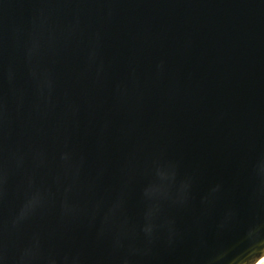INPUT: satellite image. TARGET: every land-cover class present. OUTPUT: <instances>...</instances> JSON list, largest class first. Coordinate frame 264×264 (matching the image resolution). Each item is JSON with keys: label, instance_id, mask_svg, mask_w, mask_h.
<instances>
[{"label": "water", "instance_id": "1", "mask_svg": "<svg viewBox=\"0 0 264 264\" xmlns=\"http://www.w3.org/2000/svg\"><path fill=\"white\" fill-rule=\"evenodd\" d=\"M263 258L264 0H0V264Z\"/></svg>", "mask_w": 264, "mask_h": 264}, {"label": "bare ground", "instance_id": "2", "mask_svg": "<svg viewBox=\"0 0 264 264\" xmlns=\"http://www.w3.org/2000/svg\"><path fill=\"white\" fill-rule=\"evenodd\" d=\"M263 262H264V258L261 261H259L257 264H262Z\"/></svg>", "mask_w": 264, "mask_h": 264}, {"label": "trees", "instance_id": "3", "mask_svg": "<svg viewBox=\"0 0 264 264\" xmlns=\"http://www.w3.org/2000/svg\"><path fill=\"white\" fill-rule=\"evenodd\" d=\"M264 264V263H263Z\"/></svg>", "mask_w": 264, "mask_h": 264}]
</instances>
